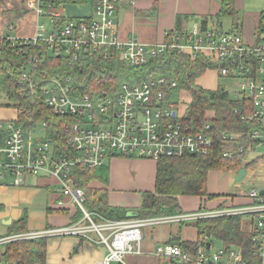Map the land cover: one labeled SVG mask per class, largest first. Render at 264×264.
<instances>
[{"label":"built area","instance_id":"1","mask_svg":"<svg viewBox=\"0 0 264 264\" xmlns=\"http://www.w3.org/2000/svg\"><path fill=\"white\" fill-rule=\"evenodd\" d=\"M59 0H32L35 28L30 36L0 35V40L16 41L18 45L37 48L49 57L62 58L66 65L76 67L92 57L106 60L110 51L129 68L146 64L155 57L176 55L190 61L200 58L218 75L235 82L230 97L246 98L251 112L246 120H255L257 128L250 132L251 144L237 143L233 132L221 133L223 157L252 154L264 162V12L257 30L259 43L248 45L235 32L223 33L219 27L203 28L199 22L181 31H168L161 43L143 44L137 39L119 41L117 11L121 0H86L90 2V15L68 18L58 10ZM132 3V0L130 1ZM74 4V2H72ZM47 21L45 23L41 22ZM13 27L8 31L12 32ZM39 58L32 57L23 79ZM44 104L53 113L65 119L63 127V154L58 155L54 143L48 139L44 124L24 131L15 126L18 113L11 121L0 120V186L19 188L29 178L46 177L55 180L60 196L68 197L80 213L78 220L63 227L36 232H25L0 239V246L13 241L37 240L49 237H76L95 246H103L107 253L101 264H125L127 255H141L145 227L184 224L225 216L249 217L253 221V257L246 259L241 251L232 247L213 250L200 245L193 254L183 253L175 245H158L154 255L165 260H179L193 264H264V194L250 189L245 207L204 209L182 214L156 217H126L108 219L85 208V192L73 181L75 170L95 169L106 165L111 158L145 159L154 163L160 158L183 157L184 154L208 155L213 145L211 126L202 125L192 132L180 122L175 103L172 102L176 81L171 77H156L135 85L122 83L113 93L103 88L90 93L76 92L70 78L42 80ZM99 83V81L97 82ZM248 106L241 110L248 112ZM237 110L236 113H243ZM43 133L34 137L35 132ZM247 159L243 160L245 163ZM74 169V170H73ZM57 205H61L58 203Z\"/></svg>","mask_w":264,"mask_h":264},{"label":"trees","instance_id":"2","mask_svg":"<svg viewBox=\"0 0 264 264\" xmlns=\"http://www.w3.org/2000/svg\"><path fill=\"white\" fill-rule=\"evenodd\" d=\"M72 2L78 5L86 3V0H59L56 4ZM119 9L120 5L118 11ZM225 17H235L234 0H223L216 19L218 21ZM200 24L203 28L219 27V22L217 24L211 19H204ZM173 30L181 31V28ZM259 41L257 38L256 43ZM18 44L19 41H16L12 46L10 42L0 40V96L4 98L1 106L19 112L15 126L21 127L24 131L33 129L37 124H44V131L48 139L54 143L58 155H62L64 151L62 133L65 119L55 115L44 104L42 80L47 77L70 78L76 92L84 94L97 88L113 93L122 83L135 85L143 80L169 76L177 84L174 92L188 96V99L185 98L183 112L179 115L180 122L187 124L194 133L199 132L204 124L211 126L209 134L213 139V145L208 155L184 154L180 158L163 157L155 162L154 190L143 192L140 206L132 210L140 218L182 214L179 206L180 197L207 196L210 200L214 199L217 196L207 194V175L215 171L230 173L242 168V162L247 154L224 158L221 133L233 132L237 135V143L249 146L252 142L250 132L258 125L255 120L248 121L245 118L251 112L246 98L233 100L229 91L224 89L209 91L195 84L197 78L210 68L202 59L190 61L172 54L164 58H151L144 65L129 68L119 58L117 52L110 51L106 60L92 57L81 65L71 67L66 65L62 58L49 57L42 50ZM36 56L43 58H39L33 65V70L28 73L29 79H23L22 73L28 61ZM246 105L249 107L247 113L243 112L244 109L241 110ZM237 110L243 113H236ZM108 170L106 165L84 171L75 170L73 181L77 187L84 190L85 208L88 211L97 212L110 220L123 219L127 209L108 205L107 191L103 188L108 183ZM95 183L102 186L93 185ZM75 215V220H78L79 212L77 211ZM26 221L24 216L14 223L10 234L27 232ZM193 222L197 231L194 241H181L177 235L168 243L171 245L174 243L183 251L194 252L200 245L208 243L212 247L213 243L218 241L226 248L234 247L240 250L246 259L250 258L252 262H257L256 259L252 260L255 258L252 241L255 233L251 218L243 219V216L201 218ZM46 240L38 238L1 245L0 264H45ZM170 264L193 263L171 260Z\"/></svg>","mask_w":264,"mask_h":264},{"label":"crops","instance_id":"3","mask_svg":"<svg viewBox=\"0 0 264 264\" xmlns=\"http://www.w3.org/2000/svg\"><path fill=\"white\" fill-rule=\"evenodd\" d=\"M130 1H120V9L116 17L118 21V39L120 42L137 39L143 44L150 45L163 42L168 31L175 28H178V30L180 28L187 29L204 19H211L217 24L219 22V29L223 33L235 32L243 38L246 44L255 45L256 33L259 30L261 16L264 12V0H234L235 17H225L217 21L216 16L221 10L223 0H132V3ZM12 2L16 8H14L15 10L20 11L25 7L28 12H31L34 19L32 11L28 9L26 0H12ZM31 5L30 3L29 6ZM21 11L23 12V10ZM21 19L18 18L17 21ZM22 20L20 22H24L23 26H25L27 23ZM225 25H227V30L223 31ZM20 27L22 28V26ZM245 159H247L243 164L245 173L239 180L236 177L240 169L226 173L229 175V182L227 181L226 187L233 186L236 188L239 191L237 195L209 194L217 197L211 200L206 196L190 197L191 201L188 196L181 197L179 198L181 211L186 213L201 209L213 211L220 208L245 207L250 202V198L247 196L250 189L259 190V193L262 191V194H264V162L252 154L246 155ZM108 169L109 178L106 187L108 205L127 209L128 211L123 219L139 216L132 210L140 206L141 194L147 192L143 188L142 179H150L154 175L153 185L149 192L154 190L155 163L150 160L142 161L128 158L111 159ZM128 169L135 171V177L132 180L127 177ZM30 179L33 181H30ZM93 185L102 186L96 183ZM247 187H249V190L245 192ZM110 191L112 192L108 193ZM194 200L197 202L192 203ZM58 203H61V205H57ZM181 203L184 205H181ZM77 211L72 200L60 196L59 186L52 178H29L19 188L0 186V239L6 238V236L18 235L10 234L11 228H13L14 223L24 216L27 219V232H36L53 227H63L76 221L75 214ZM168 231L170 230H160V241L159 243L157 241V244L143 238L141 242L142 254L127 255L126 260H124L125 264H170L171 260H165L154 255L155 248L158 245H171L168 241L173 236L167 234ZM177 235L181 241L192 242L196 239L197 231L196 228L193 232L188 228L186 232ZM44 239H47L45 264H101L107 253L105 247L92 245L76 237L52 236ZM262 239L264 241V231ZM75 250L76 253H74ZM181 251L183 253H194L189 250Z\"/></svg>","mask_w":264,"mask_h":264},{"label":"rangeland","instance_id":"4","mask_svg":"<svg viewBox=\"0 0 264 264\" xmlns=\"http://www.w3.org/2000/svg\"><path fill=\"white\" fill-rule=\"evenodd\" d=\"M27 6L29 11H33L34 8L29 6L30 3H33L32 0H26ZM90 2H86L84 4H62L60 8L56 11L64 17L68 18H75V17H86L90 15L91 11V4ZM14 4L12 0H0V35H9L11 37L15 36H30L33 33L35 21L32 18L31 12H28L25 7H23V12L20 10L14 9ZM18 9V7H17ZM16 11V12H15ZM21 16V17H20ZM18 18H22V21H25L27 23L25 26H23L24 22L17 21ZM41 22L45 23L47 21L41 20ZM22 26V28L20 27ZM226 26H224L223 31H226ZM9 27H13L14 30L12 32L8 31ZM196 85L200 86L201 88L205 90H216V89H224L227 90L230 87H233L235 82L231 81L228 78L221 77L218 75V71L216 68L207 69L203 74L200 75V77L197 78ZM232 90L229 91L231 93ZM185 98L188 99V96L184 93H174L172 96V102L175 103V106L177 110L179 111V115L182 114L184 109V102ZM4 102V98L0 96V120L1 121H11L15 118V110L12 108H7L1 106ZM43 133L41 131L35 132L34 137H40ZM251 157V155H249ZM111 159H124V158H111ZM110 159V160H111ZM110 160L106 162V168H109ZM126 160V159H125ZM135 160H142V161H148L145 159H135ZM151 161V160H150ZM153 162V161H151ZM154 163V162H153ZM245 164L242 162V165ZM244 170L243 166L241 168ZM240 169V170H241ZM109 173V170H108ZM245 173V171H244ZM153 176H151L150 179H142L144 185L143 188H145L146 191H149V189L152 188V179ZM229 175L223 172H211L208 174L207 178V194H215V195H228L231 194L237 195L239 191L234 188L233 186H230L229 188L226 187L227 181L229 182ZM127 177L132 180L135 177V171L128 169L127 170ZM30 181H33L30 179ZM105 189L107 190V185H104ZM249 190V187L246 188L245 192ZM112 191L108 192L111 193ZM207 197V196H206ZM181 198V197H180ZM190 198V197H189ZM192 198V197H191ZM190 198V201H191ZM197 201L194 200L192 203H196ZM181 205H184L181 203ZM188 205V204H187ZM192 212V211H191ZM234 216V215H231ZM231 216H225V217H231ZM236 216V215H235ZM243 219H246V217H243ZM189 228L190 231L193 232L195 230L194 222H186L184 224H177L172 223L171 225H159L157 227H145L142 229L143 231V238L144 240H151L154 244H157L156 242L160 241V230H170L167 232V234H170L171 236H176L177 234H180L182 232H186V230ZM162 244V243H161ZM224 247L221 242H215L212 245L213 250H217V248ZM126 260V258H125Z\"/></svg>","mask_w":264,"mask_h":264},{"label":"water","instance_id":"5","mask_svg":"<svg viewBox=\"0 0 264 264\" xmlns=\"http://www.w3.org/2000/svg\"><path fill=\"white\" fill-rule=\"evenodd\" d=\"M243 176H244V170L241 169V170L238 171L236 179L239 180V179H240L241 177H243ZM259 194H260V195H263V194H262V191H261ZM206 246H207V248H209V244H208V243H207Z\"/></svg>","mask_w":264,"mask_h":264}]
</instances>
